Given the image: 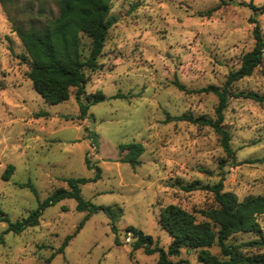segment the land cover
<instances>
[{"label": "rangeland", "instance_id": "374dc122", "mask_svg": "<svg viewBox=\"0 0 264 264\" xmlns=\"http://www.w3.org/2000/svg\"><path fill=\"white\" fill-rule=\"evenodd\" d=\"M15 1L7 5L10 16L23 23L44 24L58 14L53 0ZM250 3L258 8L256 15ZM263 8L264 0H112L117 23L99 58L100 69L86 71L85 85L87 95L101 91L106 99L81 119L76 88L55 106L36 92L27 77L26 50L0 4V209L12 222L27 218L39 202L68 188L64 178H94L89 158L102 173L82 186V196L115 212L112 221L103 211H78L77 201L68 199L47 208L39 226L22 234H4L7 224L0 223V264H158L157 254L132 249L127 229L142 230L169 252L172 238L160 224L162 209L178 205L207 221L202 212L217 207L211 192H185L183 186L196 180L212 186L224 173L225 191L240 201L264 195V104L230 99L224 126L232 134L236 163L229 160L222 170L226 155L214 129L174 119L183 114L216 119L217 97L196 91L223 86L240 68L255 45L252 18L264 35ZM81 41L87 57L91 40L83 36ZM233 90L264 94V66ZM130 143L145 149L136 168L121 162L127 152L119 147ZM9 166L14 172L5 179ZM29 182L36 194L22 187ZM86 218L64 254L56 255ZM259 222L264 236V215ZM254 238L239 234L235 241ZM200 251L185 248L169 258L201 264ZM209 252L225 259L217 246Z\"/></svg>", "mask_w": 264, "mask_h": 264}, {"label": "trees", "instance_id": "16d2710c", "mask_svg": "<svg viewBox=\"0 0 264 264\" xmlns=\"http://www.w3.org/2000/svg\"><path fill=\"white\" fill-rule=\"evenodd\" d=\"M53 1L57 5L58 14L47 17L44 24L38 25L32 22L23 23L10 16L11 11L7 5L16 4L17 1L0 0V4L10 16L14 32L26 50V58L30 60L27 77L33 83L36 92L47 104L55 106L68 101L71 89L76 88L80 118L85 119L91 106L106 99L101 91L86 94V71L95 72L100 69L99 58L103 53L110 29L117 23V18L111 15L112 0ZM248 6L256 15L258 8L253 3ZM38 14L42 16V12ZM252 20L255 24L253 30L255 45L243 56L240 68L229 73L223 86L211 85L196 91L217 97L216 119H209L205 116L194 118L188 114L174 118L214 129L226 155V160L221 163V170L229 160L233 164L236 163L232 134L224 126L225 111L230 99H250L264 104V94L233 90L236 82L252 76L257 68L264 66V35L258 20L256 18ZM83 36L91 40V49L87 57H84L82 50ZM175 85L181 91H189L179 82H175ZM171 119L173 118L168 116L167 120ZM92 142L96 146L97 137H94ZM119 148L121 152H127L121 162L130 164L134 168L141 165L140 157L145 151L142 144H123ZM85 161L89 168L96 169L97 174L94 178H64L63 181L68 188H60L45 201L39 202L37 209L33 210L27 218L12 222L9 216L0 209V223L7 224L4 234L19 235L29 228L39 226L43 212L47 208L68 199L77 201L78 211H87L89 214L103 211L114 221L115 212L111 207L95 206L82 196V186L98 181L102 173L98 166L91 165L89 158ZM13 172L14 167L9 166L4 176L5 179H9ZM224 180V173H222V178L212 186L202 185L196 180L182 187L185 192L204 190L214 195L217 207L202 212L207 221H199L193 213L178 205H169L161 210L160 224L172 238L169 252L155 245L152 236L146 235L135 227H129L127 232L134 240L132 249L134 251L143 250L144 254L149 256L157 254L158 264H190L189 261L173 262L169 258L172 255H179L185 248L201 250L199 254L201 264H264V236L259 222V218L264 215V195L249 196L240 201L235 194L225 191ZM22 187H29L36 194L31 182L23 184ZM86 220L87 218L77 227L73 235L66 237L62 246L56 251V255L64 254L70 241L79 234ZM112 229L114 234H117L114 224H112ZM239 234H249L255 238L236 242V236ZM0 240L3 241V236ZM214 246L219 247L225 259H219L209 252V249Z\"/></svg>", "mask_w": 264, "mask_h": 264}]
</instances>
